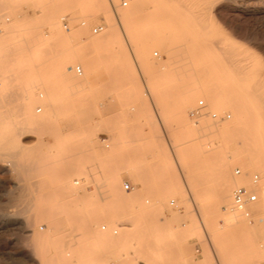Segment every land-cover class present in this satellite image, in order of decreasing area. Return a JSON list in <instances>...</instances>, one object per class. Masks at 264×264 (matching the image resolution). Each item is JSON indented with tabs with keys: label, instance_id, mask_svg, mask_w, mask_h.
<instances>
[{
	"label": "bare ground",
	"instance_id": "1",
	"mask_svg": "<svg viewBox=\"0 0 264 264\" xmlns=\"http://www.w3.org/2000/svg\"><path fill=\"white\" fill-rule=\"evenodd\" d=\"M73 1L81 5L86 21L69 28L66 16L62 19L60 14L63 2ZM108 1L117 20L105 15L109 11ZM145 1L131 0L128 8H116L117 0L0 2V169L17 174L25 201L18 212L25 216L22 220L38 224L42 229L34 232V254L40 257L41 264H80L76 263L80 255L87 254L86 259L91 261L97 250L103 256V264H109L108 254L114 253L119 259L123 255L119 251L127 246L132 250L117 264H134L139 255L145 257V264H177L174 257L184 255L177 247V234L168 231L180 230L178 226L147 227L154 216L156 224L166 220L158 217L160 213L147 216L142 210L139 212L135 199L141 196L137 190L124 195L120 191L122 186H110L104 190L113 191L109 194L112 211L91 208L92 189L100 190V186L94 185L90 174L84 176L72 160L76 157L77 147L73 145L76 138L67 135L62 140L58 136L54 143L45 145L43 137L38 140L34 135L38 140L35 146L19 143L24 132L42 134L61 129L60 119L65 118V113L55 100L63 91L55 87L56 82L64 80L75 85L87 80L96 69V60L90 51L110 45L119 50L134 48L135 61L147 71L152 85L156 81H162L159 86L168 82L167 87L159 89V98L167 100L163 111L170 115L165 116L172 121L176 140L184 148L180 154L188 157L194 168H200L198 174L193 171L195 178L203 183L213 178L215 182L213 199L202 197L195 205L197 214L201 213V229L208 227L214 250L234 256L232 264H261L258 257L264 254V72H256V59L233 40L220 32L213 33L217 28L213 13L223 0H167L173 1L170 2L173 9L163 0H152L154 7L144 8ZM99 13L108 17V27L90 32L89 25ZM191 15L202 17L191 19ZM77 17L75 14L73 19ZM63 26L68 29L66 33H61ZM153 48L166 53L167 59L149 62L148 53ZM112 62L117 68L120 66L119 76L130 75L133 79L129 56L120 51L109 63ZM230 70L235 71V78L228 75ZM182 80H192V86L182 87ZM197 97L203 99H198L197 106L190 108L189 117L201 119L192 126L186 114ZM200 100L204 103L200 115L191 117ZM226 108L233 118L224 121L218 112ZM213 113L218 117H213ZM65 121L71 125L68 118ZM208 143L211 148L207 147ZM139 149L144 147L133 148L131 156L137 157ZM94 154L91 147L90 157ZM118 154L122 156V151ZM212 163L217 165L213 167ZM234 165L238 167L232 173ZM141 168L130 166V179L132 172L136 170L139 174ZM237 169L240 173H236ZM255 175L258 176L256 183ZM239 185L257 194V200L242 209L235 207L233 199L234 189ZM131 188L129 184L128 189ZM66 194L71 197L59 198ZM179 196V201L188 202L184 195ZM166 198L167 194L160 198L162 205ZM174 203L171 199L170 204ZM172 215L190 220L184 233H201L190 212ZM122 218L134 223L125 226L118 222ZM51 226L80 227L83 232L74 234L67 250ZM48 239L53 243L54 255L43 259L41 254L49 250L45 243ZM225 261L229 264L230 260Z\"/></svg>",
	"mask_w": 264,
	"mask_h": 264
},
{
	"label": "rangeland",
	"instance_id": "2",
	"mask_svg": "<svg viewBox=\"0 0 264 264\" xmlns=\"http://www.w3.org/2000/svg\"><path fill=\"white\" fill-rule=\"evenodd\" d=\"M163 1L166 2L167 0ZM127 2V5L123 6L122 0H117L116 8H128L131 5V0H127ZM170 2L173 1H169L168 3ZM62 4L63 11L60 14V18L63 19L66 16L67 19L65 22L69 28L74 24L86 21V14L82 11V7L77 1L69 3L63 2ZM107 5L109 11L105 15H108L113 20H117L115 11H113L114 8L109 1ZM153 7L154 3L152 0H146L144 2V8L152 9ZM168 7L173 9L171 3L168 4ZM198 8L195 7L194 9ZM75 14L79 16L76 20L73 19L75 18ZM213 14L214 25L215 28L217 27L213 33L219 34L220 32L226 39L233 40L238 47L246 50L256 59L258 62L256 72L258 74L264 72V0H223V2L219 3L217 10ZM105 15L103 16V13H99L93 18L88 28L90 32L100 25H103L104 29L108 27L109 19ZM200 17L202 16L191 15L189 18L198 19ZM66 30L68 29L63 26L61 33H66ZM81 43L84 42L81 41ZM92 51H90V54L96 60V69L87 80L75 85L70 81L64 80H59L55 84L57 89L63 91L61 92L62 95L58 96L55 100L62 113H65V118L60 119L61 129L58 132H44L42 134L35 131L24 132L20 136L19 143L23 146L33 147L43 137L45 145H49L54 143L58 136L62 137L63 140L67 135H71L76 138L73 145L77 147L76 157L72 160L76 162L77 168L83 172L84 176L87 173L90 174L89 177H92L91 179L94 180V185L98 183L100 186V190H95L94 187L92 189L94 203L91 208L93 210H103L101 212L112 211L113 207L109 202V194L113 193V191L104 189L110 186H122L123 190L120 191L124 195L125 193H132V190L135 189L138 195L141 196V198L135 199L139 212L142 210L141 213L145 212L147 216L160 213L158 217L160 216L166 220V222H161V225L160 222L156 224L154 216V221L151 220L152 224L147 227L178 226L180 229L177 231H174L175 229L168 230L174 233V235L177 234V247L180 252L183 251L184 253L182 257H176L177 259L174 257V262L176 261L177 264H226L225 260L229 259V264L234 263V256L218 254L214 250L213 244L209 239L208 227L201 229L199 224L201 213L197 214L196 212V201L202 197H206L207 200L213 199L216 194V190L213 188L215 182L213 178L204 183L198 178H195V172L197 171L196 174H198L200 168H194V165L189 162L190 159L180 154V151L184 148L177 142L175 135L176 128L172 125V121L165 116L167 113L163 111V106L167 103V100L163 98L161 101L159 98V89L161 87H167L169 85L168 82H163L164 84L159 86L158 84L162 81H156L154 82L155 85H152L153 82L148 77L147 71L135 61V49L132 47L119 50L108 45L96 47ZM120 51L130 57L132 72L134 74L133 79L130 75L124 77L119 76L117 69L120 66L118 65L117 68L114 62L109 63L113 60L114 54H118ZM148 55L151 57L149 62L152 64L160 61V59H167V54L161 52L158 48L151 49ZM102 56L105 57L101 59ZM153 67L150 68L151 71L154 70ZM230 72L231 74L228 75H231L232 78L237 76L234 70H230ZM105 79H111L114 85L109 88H103L101 84L105 82ZM192 83V80H182L180 82L182 87H190ZM236 83L234 82L235 85H237ZM72 90L75 93H70ZM111 98L115 100L110 103L111 106L107 108L100 107V102ZM198 99H203V97H197L191 103L186 114L189 124L192 126L197 125L196 123L201 119H192L189 117V110L197 106ZM214 111V109L210 110V112ZM218 113L219 118L222 117L224 121L233 118L232 112L227 108ZM226 114H231V116L226 118ZM66 118L69 119L71 125H66ZM95 124L97 125L95 126ZM130 130L133 133L129 138L128 134ZM123 131L126 132L122 134L125 136V139L117 140L118 137L115 135ZM98 132H104L113 136H111V139L101 141V145L108 144V148L104 150V156L97 161L95 154L90 157L89 152L91 153V147L93 148L95 146ZM34 135L38 137V140ZM114 136L116 139H114ZM33 141L35 144H33ZM118 141H122V143L118 145ZM115 142L117 143V147L115 146ZM211 146L208 143L207 147L211 148ZM135 147H144L142 150L139 149L140 154L137 157L131 156V150ZM119 150L122 151V156L117 155ZM136 165L143 167L144 171L141 168L140 170L142 171L137 174V171L134 170L130 179V171L128 172V168ZM216 165L212 163L213 167ZM236 167L238 165L233 166L232 173H234V168ZM145 170L148 173L146 178H144ZM6 175L8 177H5ZM125 182H128L132 188L125 189ZM102 185L103 187H101ZM161 192L167 194L166 201L163 205V199L155 197V195ZM21 195L22 190L19 188L17 174H10L4 168H1L0 264H41L40 257L34 254L33 242L34 232L42 229L38 224L31 225L28 221L22 220V217L25 219V216L18 212L25 201ZM179 195H184L188 202L179 201ZM189 195L193 199H190ZM70 197L68 194L59 196L61 200ZM171 199L175 200L173 205L170 204ZM198 211L200 212V209ZM175 212L180 215L190 212V216L200 226L201 233L199 235L193 232L184 233L185 231L183 229L190 225V220H186V218L181 219L180 216L172 215ZM122 219L118 222H121L125 226H131L134 223L127 219ZM72 227L60 226L59 228H55L51 226V230L57 233L59 238H61L60 241L67 250L70 248V241H72L74 234H81L83 232V229L80 227ZM45 243L49 247V250L48 252L42 253L41 258L48 259L54 255V248L50 239ZM93 247L92 245V249ZM131 250L129 246L123 250L121 249L119 252L123 255L120 258H127L126 253ZM209 252L210 255H208ZM96 253L91 261L86 259L88 257L87 254H82L78 260L76 259V263L103 264V256L98 253V250ZM108 256L109 264H117L120 259H117L114 253H109ZM258 258L261 264H264V254L259 255ZM134 261V264H145V257L139 255Z\"/></svg>",
	"mask_w": 264,
	"mask_h": 264
},
{
	"label": "built area",
	"instance_id": "3",
	"mask_svg": "<svg viewBox=\"0 0 264 264\" xmlns=\"http://www.w3.org/2000/svg\"><path fill=\"white\" fill-rule=\"evenodd\" d=\"M127 0H122V5L125 6L127 5ZM103 25H100L98 27H95L93 29L94 32L100 31L102 30ZM77 70L79 71L80 68L77 67ZM204 107V103L202 100L199 101L198 107L191 111L190 116L191 117H197L198 115H200L201 113V109ZM213 117H218V115L216 113L212 114ZM236 173H240V170L237 169ZM258 181V176L255 175L254 176V182L256 183ZM124 187L126 189L129 188V184L125 183ZM255 198V199H253ZM233 199H234V205L237 209H242L244 207H246V205L250 202H254L257 200V194L255 193V191L251 190L250 188L244 186V185H239L234 189L233 192Z\"/></svg>",
	"mask_w": 264,
	"mask_h": 264
},
{
	"label": "crops",
	"instance_id": "4",
	"mask_svg": "<svg viewBox=\"0 0 264 264\" xmlns=\"http://www.w3.org/2000/svg\"><path fill=\"white\" fill-rule=\"evenodd\" d=\"M105 82H103L102 84H101V86L103 87V88H109L110 86H113L114 85V82L110 79H105L104 80ZM103 90H105V89H103ZM115 100L114 99H109V100H107V99H105V100H103V102H100L99 103V105H100V107L101 108H107V107H109V106H111L110 105V103L111 102H114ZM121 103H122V105H124V103L122 102V101H120ZM104 104V105H103ZM122 114V113H121ZM126 132L125 131H123V132H119V134L118 135H115V136H117L118 138H117V140H123V139H125V136H123L122 134H125ZM132 133L133 132H131V130L129 131V134H128V136H130V135H132ZM97 135H98V137H97V139H96V141H95V146L93 147V149H94V152H95V156H96V158H97V161L99 160V159H101L103 156H104V150L106 149V148H108V144H106V145H101V141L103 140H108V139H111L112 137L111 136H113V135H111V134H107V133H104V132H98L97 133ZM114 136V139H116V137ZM100 140V141H99ZM118 144H121L122 143V141H118L117 142ZM148 176V173H147V171L145 170V174H144V178H146ZM171 185V184H170ZM165 195V193L164 192H161V193H159L158 195H155V197L156 198H161V197H163ZM101 197V196H100Z\"/></svg>",
	"mask_w": 264,
	"mask_h": 264
},
{
	"label": "snow or ice",
	"instance_id": "5",
	"mask_svg": "<svg viewBox=\"0 0 264 264\" xmlns=\"http://www.w3.org/2000/svg\"><path fill=\"white\" fill-rule=\"evenodd\" d=\"M253 199H255V198H253Z\"/></svg>",
	"mask_w": 264,
	"mask_h": 264
}]
</instances>
